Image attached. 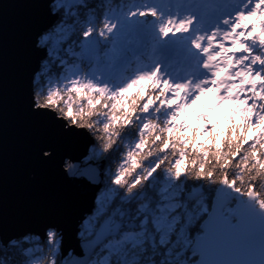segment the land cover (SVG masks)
<instances>
[{
  "label": "snow or ice",
  "instance_id": "1",
  "mask_svg": "<svg viewBox=\"0 0 264 264\" xmlns=\"http://www.w3.org/2000/svg\"><path fill=\"white\" fill-rule=\"evenodd\" d=\"M44 7L29 107L84 139L61 166L93 207L71 245L0 232V264H264V0Z\"/></svg>",
  "mask_w": 264,
  "mask_h": 264
},
{
  "label": "water",
  "instance_id": "2",
  "mask_svg": "<svg viewBox=\"0 0 264 264\" xmlns=\"http://www.w3.org/2000/svg\"><path fill=\"white\" fill-rule=\"evenodd\" d=\"M44 4L0 0V232L20 236L51 219L71 245L77 222L93 207L94 189L62 171L61 158L79 155L84 139L59 138L49 117L29 107L38 63L32 40L50 23ZM50 145L56 155L42 158Z\"/></svg>",
  "mask_w": 264,
  "mask_h": 264
},
{
  "label": "rangeland",
  "instance_id": "3",
  "mask_svg": "<svg viewBox=\"0 0 264 264\" xmlns=\"http://www.w3.org/2000/svg\"><path fill=\"white\" fill-rule=\"evenodd\" d=\"M212 102H213V98L211 97V103H210V105L212 104Z\"/></svg>",
  "mask_w": 264,
  "mask_h": 264
},
{
  "label": "trees",
  "instance_id": "4",
  "mask_svg": "<svg viewBox=\"0 0 264 264\" xmlns=\"http://www.w3.org/2000/svg\"><path fill=\"white\" fill-rule=\"evenodd\" d=\"M249 135H252V133H251V132H249Z\"/></svg>",
  "mask_w": 264,
  "mask_h": 264
},
{
  "label": "bare ground",
  "instance_id": "5",
  "mask_svg": "<svg viewBox=\"0 0 264 264\" xmlns=\"http://www.w3.org/2000/svg\"><path fill=\"white\" fill-rule=\"evenodd\" d=\"M67 157V156H66Z\"/></svg>",
  "mask_w": 264,
  "mask_h": 264
}]
</instances>
